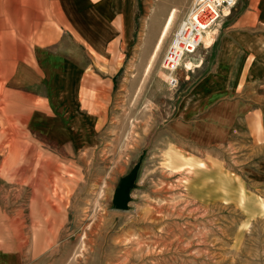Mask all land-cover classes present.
I'll list each match as a JSON object with an SVG mask.
<instances>
[{"label": "rangeland", "instance_id": "374dc122", "mask_svg": "<svg viewBox=\"0 0 264 264\" xmlns=\"http://www.w3.org/2000/svg\"><path fill=\"white\" fill-rule=\"evenodd\" d=\"M90 1L96 33L116 32L106 47L61 49L72 78L55 95L44 80L16 81L26 97L0 83V264H264V109H198L188 72L202 45L161 68L191 0H134L128 40L129 4ZM138 161L128 209H116Z\"/></svg>", "mask_w": 264, "mask_h": 264}, {"label": "crops", "instance_id": "0c3cea01", "mask_svg": "<svg viewBox=\"0 0 264 264\" xmlns=\"http://www.w3.org/2000/svg\"><path fill=\"white\" fill-rule=\"evenodd\" d=\"M122 4H129L121 14V32L128 40L135 30L134 0ZM95 7L90 0H0V83H6L5 89L26 97L30 92H16V81L30 88V81L44 80L48 95H55L56 81L72 78L73 62L61 49L78 40L87 47H106L116 32L106 25L103 34L96 33ZM204 37L208 41L203 38V50L188 72L198 73L189 86L198 109L211 107L219 118L264 109V0H238ZM38 113L31 117L32 127H37Z\"/></svg>", "mask_w": 264, "mask_h": 264}, {"label": "built area", "instance_id": "2783aa9c", "mask_svg": "<svg viewBox=\"0 0 264 264\" xmlns=\"http://www.w3.org/2000/svg\"><path fill=\"white\" fill-rule=\"evenodd\" d=\"M238 0H191L174 30L161 58V68L171 74L203 43L204 34L221 16L229 11ZM168 83L175 86L177 78L170 75Z\"/></svg>", "mask_w": 264, "mask_h": 264}, {"label": "water", "instance_id": "95a60500", "mask_svg": "<svg viewBox=\"0 0 264 264\" xmlns=\"http://www.w3.org/2000/svg\"><path fill=\"white\" fill-rule=\"evenodd\" d=\"M141 161H138L123 177H120L117 186L114 189L112 196V205L116 209L126 210L128 209L129 202L131 200L130 192L135 188L136 177L140 167Z\"/></svg>", "mask_w": 264, "mask_h": 264}, {"label": "bare ground", "instance_id": "6f19581e", "mask_svg": "<svg viewBox=\"0 0 264 264\" xmlns=\"http://www.w3.org/2000/svg\"><path fill=\"white\" fill-rule=\"evenodd\" d=\"M175 11H176V9L173 8L172 10H170L169 14L166 17V20L163 24V27L160 31V34L158 35L157 41L155 42L152 58L156 55L157 50L159 49L160 45L162 44L164 37L166 36V34H167L171 24H172V21H173L174 16H175ZM204 43H205V41H204Z\"/></svg>", "mask_w": 264, "mask_h": 264}]
</instances>
